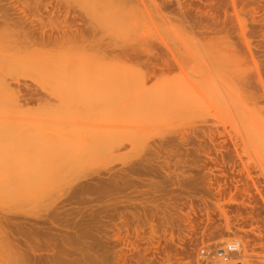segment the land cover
<instances>
[{
	"label": "rangeland",
	"instance_id": "1",
	"mask_svg": "<svg viewBox=\"0 0 264 264\" xmlns=\"http://www.w3.org/2000/svg\"><path fill=\"white\" fill-rule=\"evenodd\" d=\"M133 1L59 0V17L56 0H0L1 13L16 4L33 19L36 38L30 47L0 27V95L22 88L7 117L42 113L52 138L0 142L1 157L38 174L40 199L26 209L90 189L66 203L92 244L68 264H226L202 251L227 246L229 264H264V0ZM68 11L84 39L62 24ZM156 52L179 62L159 79L148 75ZM79 93L90 109L51 111Z\"/></svg>",
	"mask_w": 264,
	"mask_h": 264
},
{
	"label": "bare ground",
	"instance_id": "2",
	"mask_svg": "<svg viewBox=\"0 0 264 264\" xmlns=\"http://www.w3.org/2000/svg\"><path fill=\"white\" fill-rule=\"evenodd\" d=\"M56 2H58L55 7L56 11L58 12L56 13L60 17L61 16V10H60L61 3L59 2V0L58 1L56 0ZM185 4L186 3H183V1H179L180 11H181L180 16L184 15V17L188 15L189 11L191 10ZM50 5H52V2L46 3L44 5L45 9L48 10ZM9 8H12V11H14V9L15 11L18 9L16 4H12L11 6H9ZM9 8H7L8 10L7 9L6 10L10 12ZM6 10L4 8V10H2L3 12L2 13L0 12V27L10 29L11 33H14V34L22 33L24 35V40L21 42L27 43V44L29 42V46L34 47V45L33 46L30 45L32 39H33L32 40L33 43H35L34 40L36 38L33 37L34 32L25 28L26 26H28V24L32 25L34 23L32 21L33 19L31 20V18L27 16L26 14L24 16H21L19 14L20 13L19 11H18L19 13H15V11L14 13H9ZM199 13L201 12L199 11ZM62 15H64V18L62 21V24H64V27L66 26L70 27L72 25L73 27L76 26L74 27L73 30L70 29L75 33L74 38L75 36L83 38L84 36L83 35L84 32L82 31L83 29L81 30V28H77L78 26L82 25L83 20L80 19L78 15L72 14L69 11ZM67 31H68L67 29L66 30L62 29L60 31L59 33L60 36L58 37V39L61 42L62 41L65 42L64 38H66L65 36H67L68 34ZM41 35L43 36V38L41 37L43 40L40 39V41H43V43H46L47 42L46 41L47 32L42 31ZM48 36L51 38L52 35H48ZM44 39H45V42H44ZM68 39H71V38L69 37ZM36 42L38 43V41ZM156 53L157 54L153 53L154 59L149 58L148 60V65H149L148 75L150 77H153V78L155 77V79L158 76L162 77L163 74L174 72L173 70L175 69V67L179 66V62L177 60L171 59V58L169 59L167 58V56L165 57L161 55L160 53L158 54V52ZM130 54L132 55V57L135 55L134 53L133 54L130 53ZM130 54L127 53L125 55L126 56L128 55L129 57ZM136 56H139V55H136ZM28 63L30 67H33L36 62L34 59H30ZM13 66H16V65L13 64ZM0 70H1V65H0ZM25 87L29 92L33 91L31 86L26 85ZM13 91L14 93L12 94L0 95V142H7L10 140H17V141L19 140V141H28L31 144L38 145L44 141H50L52 138L42 136V130L45 127L43 126L44 119L42 117V113L32 115L30 111H26V112L16 113L15 115H13L12 118L7 117L9 114L8 108H10L13 105L18 106L20 103V96L17 93H21L22 91L21 85L17 83V87H15ZM60 101L62 102L61 106H58V107L49 106L51 107L50 109L53 113L57 111L59 107H71L81 112L82 110L90 109L93 106L92 103L89 102L86 96L83 95L82 93H79L78 95L74 96V98L71 101L66 100L64 98L60 99ZM47 121L54 122L55 121L54 115L50 117ZM101 157H103L102 160L105 162L107 155L103 153L101 154ZM14 163H15V160L11 159L10 156H6V155L4 157L0 156V178L1 177H4V178L29 177V178L22 180V181H6L3 183H0V233H1L0 261H1V264H38V263H41V264L43 263L44 264L46 263L48 264L49 263H54V264L66 263L68 264V263L75 262L76 259L79 258V255L77 258L73 259L72 255L73 253H76L74 250L75 249L78 250L82 248V251H85L84 249H87L86 246L88 245L89 247L90 246L89 244L91 243L88 244L86 241L83 240L84 237L85 239H88L87 238L88 234L86 235L85 232L81 231L83 230L82 224H81V230L79 228L80 231L76 230L75 227L71 226V222H69L70 219H68L71 214L70 212L65 210V207L68 205V204L66 205L67 202L70 203L71 202L70 200H75L78 196L83 194V191H80L82 190V188H80V190L78 188L79 191L75 190L72 193H67V194L64 193V195H62L56 201L54 206L52 205V207H49V208L47 207L46 210H43V211L40 210L39 213L34 212V214H32V212L27 211L26 208L32 202L34 204V201L38 197V196L36 197V195L38 193V187L40 186V182L35 178L36 176H38V174H31V175L25 174L23 169L14 167ZM107 163L109 164V162ZM105 166L104 168L107 167ZM94 171L95 172L92 171V173L97 174L98 172H100V169H96ZM89 186L91 185H88V187ZM104 188L106 187L104 186ZM87 190L88 189L84 191L85 192L84 194H86ZM88 191H90V189ZM84 194L82 195V197L84 196ZM25 219H29L31 221L27 222ZM77 222L78 221H76V223ZM75 225L73 224V226ZM95 234L97 235L98 233H95ZM93 237L94 239L97 238V237L95 238V236ZM89 257L91 256H88V258ZM81 258L79 259L82 260ZM79 259L77 261H79Z\"/></svg>",
	"mask_w": 264,
	"mask_h": 264
},
{
	"label": "built area",
	"instance_id": "3",
	"mask_svg": "<svg viewBox=\"0 0 264 264\" xmlns=\"http://www.w3.org/2000/svg\"><path fill=\"white\" fill-rule=\"evenodd\" d=\"M236 251H237L236 247H233V246H227V247H224L222 249H219V251H217L216 253L209 252L208 250H203L202 251V257H204L206 259L218 257L222 260V262L229 264V262L231 260V256Z\"/></svg>",
	"mask_w": 264,
	"mask_h": 264
},
{
	"label": "flooded vegetation",
	"instance_id": "4",
	"mask_svg": "<svg viewBox=\"0 0 264 264\" xmlns=\"http://www.w3.org/2000/svg\"><path fill=\"white\" fill-rule=\"evenodd\" d=\"M26 95L24 96V100L26 101V102H29V99H30V94H28V93H25ZM39 96V95H38ZM29 98V99H28Z\"/></svg>",
	"mask_w": 264,
	"mask_h": 264
}]
</instances>
